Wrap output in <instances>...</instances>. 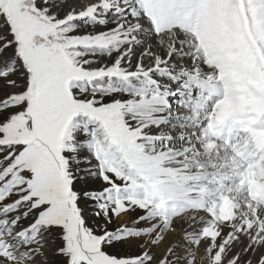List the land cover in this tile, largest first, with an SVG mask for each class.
I'll return each mask as SVG.
<instances>
[{
  "label": "snow or ice",
  "instance_id": "1",
  "mask_svg": "<svg viewBox=\"0 0 264 264\" xmlns=\"http://www.w3.org/2000/svg\"><path fill=\"white\" fill-rule=\"evenodd\" d=\"M0 264H264V0H0Z\"/></svg>",
  "mask_w": 264,
  "mask_h": 264
}]
</instances>
